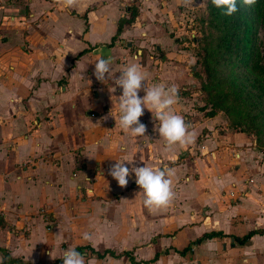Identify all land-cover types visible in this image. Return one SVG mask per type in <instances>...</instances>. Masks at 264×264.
<instances>
[{
    "label": "crops",
    "instance_id": "0c3cea01",
    "mask_svg": "<svg viewBox=\"0 0 264 264\" xmlns=\"http://www.w3.org/2000/svg\"><path fill=\"white\" fill-rule=\"evenodd\" d=\"M131 2L138 0H78L64 10L57 0H0L3 264H54L70 248L96 264H264V235L244 245L233 239L264 232V168L255 141L191 117L184 94L193 87L187 72L195 58L172 35L177 0L135 6L134 23L112 40ZM101 57L111 62L106 83L93 76ZM132 63L140 64L147 87L178 88L173 108L192 143L166 147L146 108L139 118L145 136L120 129L122 90L114 81ZM117 161L172 169L169 204L145 207L131 172L119 186L108 175ZM85 231L92 241L81 239ZM209 233L222 236L193 244ZM104 251L115 257L98 258Z\"/></svg>",
    "mask_w": 264,
    "mask_h": 264
},
{
    "label": "rangeland",
    "instance_id": "374dc122",
    "mask_svg": "<svg viewBox=\"0 0 264 264\" xmlns=\"http://www.w3.org/2000/svg\"><path fill=\"white\" fill-rule=\"evenodd\" d=\"M147 1L149 0H138L135 4L131 2V6L144 8ZM210 6V0H195V5L191 7L177 6V26L172 29L174 38L182 41L184 48L192 50L195 58V69L188 68L187 72L191 76L193 87L189 86L184 94L191 104L189 112L197 120L210 119L217 133L243 132L250 135L259 153V165L264 168V107L253 105L257 103V93L251 85L254 71L251 63L232 68L216 62L212 52L219 35ZM125 16L128 17L129 14L125 13ZM252 49L257 57V65L264 66L262 23L256 28ZM135 50L136 48L131 50L132 55ZM222 60L225 62L226 58L223 57ZM85 196L87 197L86 193Z\"/></svg>",
    "mask_w": 264,
    "mask_h": 264
},
{
    "label": "clouds",
    "instance_id": "9594fccd",
    "mask_svg": "<svg viewBox=\"0 0 264 264\" xmlns=\"http://www.w3.org/2000/svg\"><path fill=\"white\" fill-rule=\"evenodd\" d=\"M57 3L64 10H68L75 7L78 0H57ZM210 3L226 16H231L238 10L237 0H210ZM241 3L245 6H253L256 0H241ZM177 5L191 7L195 5V0H177ZM94 63L93 76L97 81L106 83V78H109L108 73L111 71L110 60L101 57ZM140 69L139 63L127 65L114 81L115 86L122 90L116 97L120 129L130 133L134 139L145 136L147 127L140 122L139 118L144 115L146 108L153 114V131L164 140L166 147L192 143V134L188 131V125L173 108L177 102L178 88L175 85L166 87L162 84L147 87L144 83L145 75ZM141 90L145 93L142 97L139 95ZM115 91L116 87H113L112 92ZM130 172L134 174L135 183L142 190V203L145 207L151 209L167 206L174 197L172 179L174 173L167 165L163 167L143 165L129 168L124 162L117 161L109 168L108 175L117 181L119 186L124 187L129 182ZM81 239L90 242L93 240V235L85 231L81 234ZM61 259L62 264H96L94 258L89 260L75 248L64 250ZM0 264H3V258H0Z\"/></svg>",
    "mask_w": 264,
    "mask_h": 264
},
{
    "label": "trees",
    "instance_id": "16d2710c",
    "mask_svg": "<svg viewBox=\"0 0 264 264\" xmlns=\"http://www.w3.org/2000/svg\"><path fill=\"white\" fill-rule=\"evenodd\" d=\"M210 7L211 15L216 22L215 28L219 35L212 55L215 56V60L218 64L222 63L225 66L230 65L232 68L251 63L254 71V78L251 85L257 93V103L253 105L264 107V104H262L264 101V66L257 65V60H255L257 57L252 49L256 28L258 24H264V0H256L253 6H245L241 3V0H237L238 10L231 16L224 15L220 9L214 6ZM128 14L129 17H123L118 21L116 34L112 39L113 41L120 35L125 25L134 23L138 16V9L135 6H131L128 10ZM223 57L226 58L225 62L222 60ZM253 235H264V232L261 230L251 231L242 238L234 237L233 239L238 245H244ZM219 236H222V234H204L201 238L193 242V244H199L205 239H213ZM96 255L98 258H104L106 255L115 257L114 253L111 251H104ZM14 263L24 264L21 261H14ZM54 264H62V259Z\"/></svg>",
    "mask_w": 264,
    "mask_h": 264
}]
</instances>
